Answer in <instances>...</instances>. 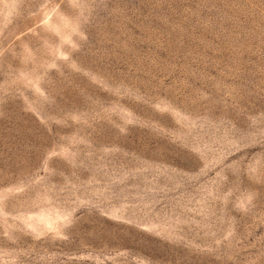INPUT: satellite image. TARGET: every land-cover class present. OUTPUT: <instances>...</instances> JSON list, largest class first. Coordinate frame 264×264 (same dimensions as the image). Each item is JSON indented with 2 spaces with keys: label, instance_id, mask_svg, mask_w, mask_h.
I'll use <instances>...</instances> for the list:
<instances>
[{
  "label": "rangeland",
  "instance_id": "obj_1",
  "mask_svg": "<svg viewBox=\"0 0 264 264\" xmlns=\"http://www.w3.org/2000/svg\"><path fill=\"white\" fill-rule=\"evenodd\" d=\"M0 264H264V0H0Z\"/></svg>",
  "mask_w": 264,
  "mask_h": 264
}]
</instances>
